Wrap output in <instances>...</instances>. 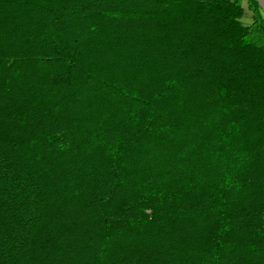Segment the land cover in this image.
<instances>
[{
	"label": "trees",
	"instance_id": "16d2710c",
	"mask_svg": "<svg viewBox=\"0 0 264 264\" xmlns=\"http://www.w3.org/2000/svg\"><path fill=\"white\" fill-rule=\"evenodd\" d=\"M247 2L0 0V264H264Z\"/></svg>",
	"mask_w": 264,
	"mask_h": 264
},
{
	"label": "rangeland",
	"instance_id": "374dc122",
	"mask_svg": "<svg viewBox=\"0 0 264 264\" xmlns=\"http://www.w3.org/2000/svg\"><path fill=\"white\" fill-rule=\"evenodd\" d=\"M243 6H244V14L242 17V21L245 23L251 22L252 19V12L248 6L247 0H241Z\"/></svg>",
	"mask_w": 264,
	"mask_h": 264
},
{
	"label": "water",
	"instance_id": "95a60500",
	"mask_svg": "<svg viewBox=\"0 0 264 264\" xmlns=\"http://www.w3.org/2000/svg\"><path fill=\"white\" fill-rule=\"evenodd\" d=\"M257 3L259 5L260 10L262 11L264 15V0H257Z\"/></svg>",
	"mask_w": 264,
	"mask_h": 264
}]
</instances>
